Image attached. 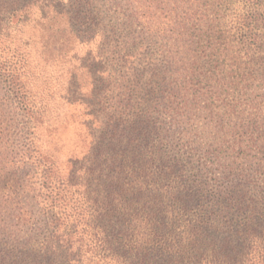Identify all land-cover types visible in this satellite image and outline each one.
<instances>
[{
  "label": "trees",
  "instance_id": "trees-1",
  "mask_svg": "<svg viewBox=\"0 0 264 264\" xmlns=\"http://www.w3.org/2000/svg\"><path fill=\"white\" fill-rule=\"evenodd\" d=\"M222 1L207 0L205 7L206 0H73L70 5L74 10H65L60 3L52 6L49 0H0V33L12 25L20 27L36 8V21L45 27L38 54L45 67L49 59L64 60L72 51L73 41L76 45L83 42L78 41L80 31L68 27V20L83 26L82 21L92 16L97 21H89L94 25L103 22L104 29L97 63L85 62L82 68L95 82L88 96L94 102L90 103L115 102L114 128L117 121L118 125L149 121L151 111L132 113L131 121L120 117L123 109L134 108L128 93L129 79L124 74L131 76L130 83L145 76V103H159V115L177 123L186 111V107L182 112L175 107L177 103H196L198 107L200 103H264V0H244L245 9L235 20L221 25L216 9ZM67 11H73L74 16ZM228 26L230 30L222 28ZM144 42L150 43L146 47L153 57L134 52ZM20 51L14 47L8 55L0 42V103H9L0 105V236L21 244L22 249L17 254L13 252L19 247L5 249L2 264H22L23 259H33L32 264H264V259H225L222 247L214 253L215 259L188 256L190 248L206 247L209 240L206 232L211 223L206 209L195 220L183 222L184 236L170 245L174 251L170 252L169 246L161 248L156 245L158 227L153 231L152 217L140 214L137 200L123 199L127 191L117 182L118 193L102 199L100 210L87 216L74 212V221L57 212L66 211V186L49 179L51 167L36 144L33 133L42 122L32 105L37 98L25 83L29 78L23 57L28 53ZM107 78L111 88H98ZM232 91L237 98L223 101ZM91 115L95 116L93 111ZM109 120L95 121L103 125L109 147V152L98 148L95 165L117 158L112 147L121 138ZM216 126L223 127L220 123ZM140 189L131 196L142 194ZM162 221L161 227L169 231L166 236L175 239L170 227L174 226L173 219L165 215ZM261 234L253 225L235 232L243 239L245 235L260 238ZM41 235L38 250L26 247ZM155 255L167 258L153 259Z\"/></svg>",
  "mask_w": 264,
  "mask_h": 264
},
{
  "label": "rangeland",
  "instance_id": "rangeland-1",
  "mask_svg": "<svg viewBox=\"0 0 264 264\" xmlns=\"http://www.w3.org/2000/svg\"><path fill=\"white\" fill-rule=\"evenodd\" d=\"M18 1L26 3L29 0ZM49 1L52 6L60 3L61 9L74 10L70 5L73 0ZM206 3L205 7H208L207 0ZM243 9L244 0H223L216 9L222 17L220 24H229ZM67 12L74 16L73 11ZM38 17L34 8L20 27L3 28L0 42L8 55L14 47L20 48V53H28V57H23L26 58L25 72L29 78L25 83L39 102L32 105L42 122L33 135L44 153L45 162L51 167L49 179L66 186V211L57 209V212L71 216V221L75 220L74 212L87 216L100 210L102 199L109 194L114 196L122 185L127 191L123 199L128 202L137 200L140 214L144 212L149 219L152 217L153 231L158 227L154 236L158 241L156 245L161 248L176 245L184 236L183 222L195 220L206 209L211 223L209 232H206L209 240L206 247L190 248L188 256L215 259L214 253L222 247L225 259L243 262L264 259V103H200V107L196 103H177L175 107L180 111L186 107V111L174 123L170 117L159 115V103H145L148 98L144 88L145 76L130 83L131 76L124 74L129 79L128 93L134 108L123 109L121 119L131 121L132 113L151 112L147 116L149 121L142 119L133 125H118L117 121L114 128L112 112L115 102L90 103L94 102L88 96L95 88V82L82 69L85 62L97 63L103 22L92 24L89 20L97 21L92 16L84 20L85 24L82 21L83 26L68 20L71 25L68 27L79 30L78 41L83 42L76 45L70 39V44L73 41L72 51L65 59L56 62L49 59L44 67L38 54L42 51L40 43L45 27L43 23H37ZM222 28L230 30V26ZM87 32L91 34L86 35ZM142 44L138 45L141 49L138 47L134 52L153 57L152 51L146 47L150 43ZM110 83L107 78L106 83L97 86L109 90ZM206 90L210 97L208 87ZM234 98L237 95L232 91L223 101L231 102ZM92 111L95 116L91 115ZM92 119L100 123L110 119L109 124L121 138L112 147V155H117L113 162L94 164L98 148L109 152V147L103 125L98 126ZM218 123L222 124V129L216 126ZM137 188H141L142 194L131 196ZM165 215L173 219L174 226L170 227L175 239L166 236L169 231L160 225ZM246 225H253L258 233H262L260 238L245 235L243 239L235 235V232L245 231ZM42 238V235L37 237L26 247L38 250ZM20 246L0 236V261L5 249L19 247L13 252L17 254L22 250ZM174 250L170 247L169 251ZM166 258L165 255H155L153 259ZM22 261V264H32L33 259Z\"/></svg>",
  "mask_w": 264,
  "mask_h": 264
}]
</instances>
